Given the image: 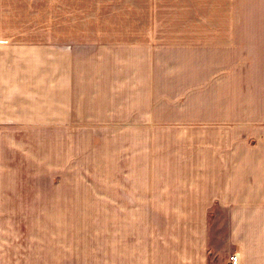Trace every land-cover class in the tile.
<instances>
[{
  "label": "crops",
  "instance_id": "crops-1",
  "mask_svg": "<svg viewBox=\"0 0 264 264\" xmlns=\"http://www.w3.org/2000/svg\"><path fill=\"white\" fill-rule=\"evenodd\" d=\"M250 1L0 0V264H264ZM111 99L139 112L116 120L118 179H39L81 108Z\"/></svg>",
  "mask_w": 264,
  "mask_h": 264
},
{
  "label": "rangeland",
  "instance_id": "rangeland-1",
  "mask_svg": "<svg viewBox=\"0 0 264 264\" xmlns=\"http://www.w3.org/2000/svg\"><path fill=\"white\" fill-rule=\"evenodd\" d=\"M260 2L261 0H251V5H254L252 8L258 11L238 12L237 19L264 21V5L261 6ZM260 9H263V12ZM158 96H164V94H158ZM111 104L112 107H110ZM116 105L117 101L111 99L107 108H81L78 114V124L75 135H73L74 137L61 141L60 165L58 166V158L52 155V148L46 149L44 176L39 179L88 181L118 179V150L119 148L122 149L125 143L127 144V141L122 136L132 126L118 125L116 120L122 116L131 117L134 112H139L137 109L130 107V103H128V107L119 109L116 108ZM125 105H127L126 102ZM141 111L140 115H144L143 110ZM210 111V109H183L179 111L167 108L157 109L158 117L165 115L196 116L203 114V112L207 114ZM238 111L241 112L242 110ZM243 112L256 113V110L248 109L243 110ZM48 153L50 155H47Z\"/></svg>",
  "mask_w": 264,
  "mask_h": 264
},
{
  "label": "built area",
  "instance_id": "built-area-1",
  "mask_svg": "<svg viewBox=\"0 0 264 264\" xmlns=\"http://www.w3.org/2000/svg\"><path fill=\"white\" fill-rule=\"evenodd\" d=\"M227 264H240V256L238 253H232L229 258Z\"/></svg>",
  "mask_w": 264,
  "mask_h": 264
}]
</instances>
